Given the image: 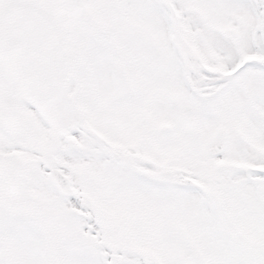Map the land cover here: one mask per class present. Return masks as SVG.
Returning <instances> with one entry per match:
<instances>
[{
    "label": "snow or ice",
    "instance_id": "snow-or-ice-1",
    "mask_svg": "<svg viewBox=\"0 0 264 264\" xmlns=\"http://www.w3.org/2000/svg\"><path fill=\"white\" fill-rule=\"evenodd\" d=\"M0 264H264V0H0Z\"/></svg>",
    "mask_w": 264,
    "mask_h": 264
}]
</instances>
